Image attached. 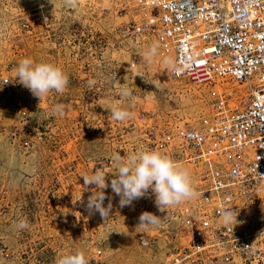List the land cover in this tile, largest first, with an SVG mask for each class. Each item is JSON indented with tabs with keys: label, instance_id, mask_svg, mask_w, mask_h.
<instances>
[{
	"label": "rangeland",
	"instance_id": "rangeland-1",
	"mask_svg": "<svg viewBox=\"0 0 264 264\" xmlns=\"http://www.w3.org/2000/svg\"><path fill=\"white\" fill-rule=\"evenodd\" d=\"M134 19L129 0H0V75L16 81L10 95L0 87V264H55L76 250L88 260L96 245L104 264H189L177 254L182 239L167 228L139 226L141 212L133 204L120 207L110 186L103 201L112 205L109 216L87 210L95 186L86 189L82 176L102 169L110 185L113 155L135 152L139 111L193 121L204 107L194 88L170 77L171 58L152 38L145 41L151 49H143L120 31ZM136 53L141 59L132 68ZM23 58L61 67L69 78L65 91L34 97L16 79ZM57 103L65 105L63 116L52 113ZM113 106L131 118L114 119ZM21 220L29 227L20 229ZM143 230L158 234L153 246L139 245Z\"/></svg>",
	"mask_w": 264,
	"mask_h": 264
},
{
	"label": "built area",
	"instance_id": "built-area-1",
	"mask_svg": "<svg viewBox=\"0 0 264 264\" xmlns=\"http://www.w3.org/2000/svg\"><path fill=\"white\" fill-rule=\"evenodd\" d=\"M129 3L137 9V19L120 31L143 49H151L145 41L152 38L161 53L175 55L170 77L184 78L204 105L193 121L137 113L135 152L176 153V164L189 168L195 196L160 212L150 191L132 207L160 216L154 230L167 228L175 240L182 239L177 254L189 264H264V0H229L230 10L220 8V0ZM39 18L47 22L46 15ZM30 22L24 19L23 27L29 30ZM140 59L136 53L130 66ZM180 71L184 76H178ZM2 80H9L0 85L3 93L12 94L16 81L1 74ZM231 81L243 87L237 89ZM53 183L59 185L60 177ZM223 208L237 213L233 231L217 216ZM157 236L143 230L136 239L151 247ZM102 254L96 245L88 264H104Z\"/></svg>",
	"mask_w": 264,
	"mask_h": 264
},
{
	"label": "clouds",
	"instance_id": "clouds-1",
	"mask_svg": "<svg viewBox=\"0 0 264 264\" xmlns=\"http://www.w3.org/2000/svg\"><path fill=\"white\" fill-rule=\"evenodd\" d=\"M155 49L153 48V52ZM16 79L27 88L34 97L40 101L48 93L55 91L63 93L68 85L69 78L64 70L48 62H34L31 58H23L16 67ZM113 79H116L113 73ZM9 80L0 81V85L8 83ZM95 81H89L94 84ZM121 95L130 97L129 89H121ZM65 105L57 103L52 108L54 115L63 116ZM112 116L118 121L130 119L131 111L113 106ZM116 164L117 173L111 179L110 185L102 169L95 170L91 175H83L86 189L94 185L95 190L87 202V210L90 213L98 212L103 218L109 216L111 203L104 206V189L111 187L112 192L118 196L120 207L130 206L133 201L146 197L149 192L154 195L155 206L160 212L167 211L170 206H177L195 196L192 179L187 169L176 164L168 155L155 150H141L133 154L121 156L114 154L112 157ZM217 216L222 219L223 226L233 231L237 221V213L231 208L217 210ZM139 226L148 228L158 226L161 217L151 212H143L139 217ZM20 229L29 227L28 223L21 220L18 223ZM55 264H88L85 253L76 250L59 257Z\"/></svg>",
	"mask_w": 264,
	"mask_h": 264
},
{
	"label": "bare ground",
	"instance_id": "bare-ground-1",
	"mask_svg": "<svg viewBox=\"0 0 264 264\" xmlns=\"http://www.w3.org/2000/svg\"><path fill=\"white\" fill-rule=\"evenodd\" d=\"M225 1V3L223 4V2ZM227 2H229V0H220V3H221V5L219 6L220 8L221 7H224V8H226V9H229L230 10V5H229V3H227ZM227 15V14H226ZM170 57V56H169ZM171 61H172V68H173V64L175 63V55H171ZM178 75V74H177ZM178 76H184V73H183V71H180L179 72V75ZM177 79H176V81L178 82V81H184V78H179V77H176ZM232 82V86L234 87V86H237L236 88L238 89V88H241V87H243V85H240L241 83L240 82H238V81H231ZM220 86V82H219V80H217L216 79V85H215V87L216 88H218ZM231 86V85H230ZM188 87H190L189 86V84H188ZM191 88V90H192V88H193V86H191L190 87ZM204 98V100H207V98H208V95H202ZM207 97V98H206Z\"/></svg>",
	"mask_w": 264,
	"mask_h": 264
}]
</instances>
